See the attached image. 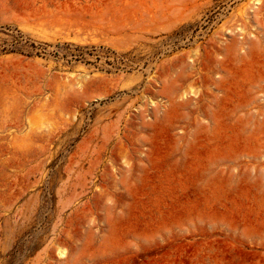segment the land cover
<instances>
[{"label":"rangeland","instance_id":"1","mask_svg":"<svg viewBox=\"0 0 264 264\" xmlns=\"http://www.w3.org/2000/svg\"><path fill=\"white\" fill-rule=\"evenodd\" d=\"M0 264H264V0H0Z\"/></svg>","mask_w":264,"mask_h":264}]
</instances>
